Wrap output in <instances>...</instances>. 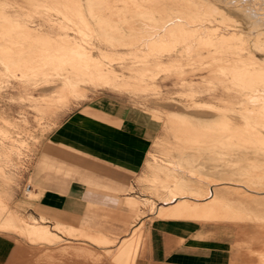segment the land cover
Here are the masks:
<instances>
[{"label":"rangeland","instance_id":"obj_1","mask_svg":"<svg viewBox=\"0 0 264 264\" xmlns=\"http://www.w3.org/2000/svg\"><path fill=\"white\" fill-rule=\"evenodd\" d=\"M99 96L157 128L122 236L182 199L160 213L221 219L203 223L264 264V0H0V229L57 238L11 200L56 125Z\"/></svg>","mask_w":264,"mask_h":264},{"label":"crops","instance_id":"obj_2","mask_svg":"<svg viewBox=\"0 0 264 264\" xmlns=\"http://www.w3.org/2000/svg\"><path fill=\"white\" fill-rule=\"evenodd\" d=\"M156 134L151 117L110 97L99 96L71 111L38 149L26 172L29 190L24 187L11 200L40 221L28 222L57 238L0 229L20 236L0 232V264H91L88 258L97 247L120 264H242L216 225L203 223L221 219L160 213L182 199L161 205L143 235L140 221L122 236L129 226L122 223L121 207L134 211L138 206L126 195ZM117 235L123 238L112 249L116 238L110 236Z\"/></svg>","mask_w":264,"mask_h":264},{"label":"built area","instance_id":"obj_3","mask_svg":"<svg viewBox=\"0 0 264 264\" xmlns=\"http://www.w3.org/2000/svg\"><path fill=\"white\" fill-rule=\"evenodd\" d=\"M29 188H30V185L29 184H26L25 189L26 190H29Z\"/></svg>","mask_w":264,"mask_h":264}]
</instances>
